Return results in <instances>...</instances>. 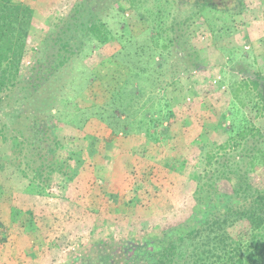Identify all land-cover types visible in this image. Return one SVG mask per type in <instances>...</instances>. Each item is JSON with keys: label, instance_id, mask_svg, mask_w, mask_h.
<instances>
[{"label": "trees", "instance_id": "16d2710c", "mask_svg": "<svg viewBox=\"0 0 264 264\" xmlns=\"http://www.w3.org/2000/svg\"><path fill=\"white\" fill-rule=\"evenodd\" d=\"M74 1L44 30L23 72L38 0H0V197L12 216L0 219V241H28L26 264H264V74L235 50L228 60L241 56L232 67L243 78L218 119L222 141L186 132L188 143L160 159L152 191L125 201L121 184L135 176L122 164L132 152L146 156L154 146L159 154L181 114L190 120L185 94L166 93L199 70L204 43L251 32L245 0ZM122 4L137 14L135 25ZM93 86L106 98L82 105ZM65 126L70 142L60 136ZM97 165L105 177L94 175ZM82 167L90 169L84 178ZM76 177L116 215L89 214L90 239L65 263L61 240L48 247L42 201Z\"/></svg>", "mask_w": 264, "mask_h": 264}, {"label": "rangeland", "instance_id": "374dc122", "mask_svg": "<svg viewBox=\"0 0 264 264\" xmlns=\"http://www.w3.org/2000/svg\"><path fill=\"white\" fill-rule=\"evenodd\" d=\"M74 2V0H38L39 11L35 18L28 54L24 60L23 72L31 61L32 53L36 48L37 42L43 35L44 30L50 26L55 18L68 14ZM153 3L154 0H148L146 7H149V5ZM245 4L248 10L247 20L251 25V32L244 33V30H240L232 34V36L223 35L222 38H219L218 35L215 38L217 41L215 40L214 42H212L213 40H207L206 42H208L209 45L207 46L205 45L206 43H204L202 49L198 51L201 61L199 70L191 72L188 77L180 75L177 78V83L173 91L171 88L167 91L166 95L169 97H171L172 93H179V91L185 94V100L181 102V105H190L188 111L189 114H191L190 120L188 119L186 122L184 119L185 117L181 114L183 117L182 120L178 119L172 126L170 131L171 145L165 146L159 151V154L154 146H150L147 148L146 152L148 156L143 155V149H140V151L132 152L131 155H129L128 158L131 157L130 162H122V164L124 163L123 166H133L135 172L134 177L129 174L125 175L130 180V186H125L124 181L121 183L123 187L128 188L124 195L125 201L133 197L135 198L134 195L142 189L149 188L151 189L150 191L153 190L160 159L166 155H175L176 152L181 150L188 143L184 140L186 132H188L191 137L201 135V138L210 145H214L215 141H222L221 139L224 133L218 125V119L227 103L233 98V93L230 90L233 85L232 82L236 84V82L241 81L243 78V76L238 74L232 67L236 62H240L241 59L239 58L241 56L245 59L243 61L244 64L248 65L250 70L251 68L257 69L264 74V0H245ZM125 8L126 6L122 4L121 11L125 13V17L128 19L127 21L135 25L137 23L136 20L140 19L136 17L137 14L135 12L126 11ZM139 22L143 24L141 21ZM112 49H115V47H111L110 50L108 49L107 52H105L106 55H108ZM239 49H242V51ZM232 50H235V52H238L241 56L236 54L237 57H235V62L230 64L228 54L229 51ZM251 74L250 72L249 76ZM103 75V78L107 79L106 73H103ZM193 93L195 95V100L192 98ZM95 96L100 99L106 98L103 90L93 86V88L90 87V93L80 95L79 102L82 105H87L90 101L95 99ZM240 97H245L243 91L240 92ZM248 98L250 97L246 96L245 100L248 101ZM60 110H63V108L60 107ZM64 129L65 130L60 132V136L64 142H70L73 132L66 126ZM93 132L96 133L97 130H93ZM105 138L108 139L107 136ZM135 146L134 144L133 147ZM104 148V145H101L98 149L100 153H96L95 156L99 158L104 157L107 152L106 148ZM149 156L155 158L156 161H152ZM89 163L91 164L92 161ZM84 164L82 166H84ZM122 164L119 168H121ZM82 169L83 167L80 169V175L84 178L87 176L86 171H90V169L81 171ZM75 170L79 171L78 167L75 168ZM94 175H102L98 165L95 167ZM80 179V177H76L75 181L68 183V185L63 183L66 187L64 195H62L64 191L54 187V197L45 198L42 201L45 214L40 222L43 226H50L48 247L58 240H61V242L66 245V248L61 251L60 256L65 263H68L70 257L75 254L82 245H86L90 239L89 214H95L96 210L108 217L116 215L105 202L95 200L94 192L89 191V185L86 183V180ZM3 183L10 185L11 180L8 183L3 180ZM166 186L169 187L171 184ZM8 202V198L0 197V219L3 223L12 220V216L9 213ZM68 237L70 240L68 242L66 240L65 244L64 240L68 239ZM27 245L28 241H23L16 237H8L6 240L0 241V264H26L28 261L25 259H27V255L31 252V249H26ZM39 254L40 258L45 256L42 252ZM43 262L44 260H42V263Z\"/></svg>", "mask_w": 264, "mask_h": 264}]
</instances>
